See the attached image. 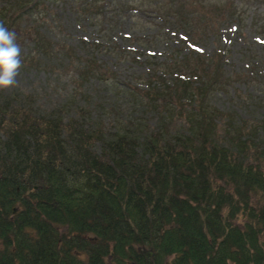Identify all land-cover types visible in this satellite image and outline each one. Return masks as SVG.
Segmentation results:
<instances>
[{"label":"trees","instance_id":"16d2710c","mask_svg":"<svg viewBox=\"0 0 264 264\" xmlns=\"http://www.w3.org/2000/svg\"><path fill=\"white\" fill-rule=\"evenodd\" d=\"M46 1L1 0L0 23L25 31L64 98L45 108L0 87V264H264L263 124L213 102L231 85L221 55L154 66L144 91L114 87L107 65L75 57L89 40L58 48L30 26L32 13L51 15ZM89 3L90 21L111 8ZM185 13L194 32L218 21Z\"/></svg>","mask_w":264,"mask_h":264},{"label":"rangeland","instance_id":"374dc122","mask_svg":"<svg viewBox=\"0 0 264 264\" xmlns=\"http://www.w3.org/2000/svg\"><path fill=\"white\" fill-rule=\"evenodd\" d=\"M89 1L47 0L45 7L47 10V5L50 6L51 15L37 13L39 17H36L32 13L29 24H42V36L48 37L58 48L72 40L78 44L79 39H88L91 43L88 53L83 51L75 57L91 62L96 58L102 67L107 65L111 71L106 76L111 77L114 87L115 83L123 85V82L144 91L149 88L147 72L154 66L159 70L157 73L174 71L178 65L185 67L183 62L197 63V55L203 58L221 55L218 57H222L226 74L231 76L228 81L231 85L227 91L214 93L211 96L213 102L237 120L263 124L264 131V0H231L234 1L232 6L230 3L223 5L228 2L225 0L222 3L208 0H103L104 5L110 3L111 8L104 15L93 9L90 16L99 14V17L92 21L84 11L85 6L92 11ZM1 4L4 3L0 0ZM210 10L218 13L217 16L212 13L218 20L214 24H208L203 18L204 21L193 23L201 26L200 31L184 29L182 19H188L185 12L195 11L201 17L207 16L205 11ZM175 18L181 22L176 23ZM104 20L106 25H103ZM100 24L110 29L100 32ZM21 32L24 33L22 38L16 35L22 60L18 83L4 87V90L33 96L36 103L48 108L54 102L62 101L64 92L51 89L52 70L45 63L41 64L43 61L37 57L39 51L33 49L34 42L25 31ZM93 43L101 44L102 48H95ZM111 47L115 49L113 52ZM190 52L195 56H190ZM74 68L67 73H73ZM95 70L98 69L95 68L91 75L98 79L94 80L93 86L103 81L102 71ZM90 90L93 99L96 98V92L87 87L88 93ZM109 98V91L102 90L98 101L112 108L111 104L116 100ZM118 104L122 110L121 102Z\"/></svg>","mask_w":264,"mask_h":264},{"label":"clouds","instance_id":"9594fccd","mask_svg":"<svg viewBox=\"0 0 264 264\" xmlns=\"http://www.w3.org/2000/svg\"><path fill=\"white\" fill-rule=\"evenodd\" d=\"M20 53L15 31L0 23V87L18 83V70L22 64Z\"/></svg>","mask_w":264,"mask_h":264},{"label":"water","instance_id":"95a60500","mask_svg":"<svg viewBox=\"0 0 264 264\" xmlns=\"http://www.w3.org/2000/svg\"><path fill=\"white\" fill-rule=\"evenodd\" d=\"M150 253L152 254L153 252H150ZM147 255H150L149 252H147Z\"/></svg>","mask_w":264,"mask_h":264}]
</instances>
